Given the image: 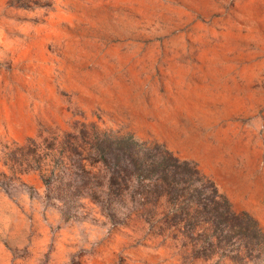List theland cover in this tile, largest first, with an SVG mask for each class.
I'll return each instance as SVG.
<instances>
[{
  "label": "rangeland",
  "instance_id": "1",
  "mask_svg": "<svg viewBox=\"0 0 264 264\" xmlns=\"http://www.w3.org/2000/svg\"><path fill=\"white\" fill-rule=\"evenodd\" d=\"M0 264H264V0H0Z\"/></svg>",
  "mask_w": 264,
  "mask_h": 264
},
{
  "label": "trees",
  "instance_id": "2",
  "mask_svg": "<svg viewBox=\"0 0 264 264\" xmlns=\"http://www.w3.org/2000/svg\"><path fill=\"white\" fill-rule=\"evenodd\" d=\"M195 173L198 175L200 172L195 169ZM205 178V177H203ZM210 182V181H209ZM208 196L206 197L208 202L212 205L213 203L216 204L214 208H210L211 210H215L217 213L214 215V220L222 224L220 226L222 233L232 232L234 230L235 226H246L248 228H253L258 232V229L256 228V223L254 220H252L248 214H241L234 211L231 207V205L226 201V199L218 193L214 185H206V189L204 190ZM207 206V205H206ZM211 207V206H210ZM193 221H190L191 224L196 227L198 224H200L198 221H194V217H192ZM205 222H210V219H205ZM216 222V223H217ZM176 225H180V223H176ZM208 259L211 258V256H207Z\"/></svg>",
  "mask_w": 264,
  "mask_h": 264
}]
</instances>
